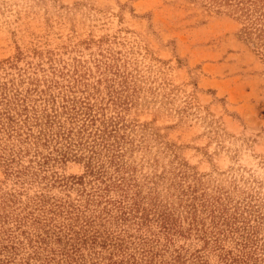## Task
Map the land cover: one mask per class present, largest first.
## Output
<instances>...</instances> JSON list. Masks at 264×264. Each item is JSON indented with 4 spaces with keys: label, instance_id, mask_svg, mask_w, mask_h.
<instances>
[{
    "label": "rangeland",
    "instance_id": "obj_1",
    "mask_svg": "<svg viewBox=\"0 0 264 264\" xmlns=\"http://www.w3.org/2000/svg\"><path fill=\"white\" fill-rule=\"evenodd\" d=\"M238 13L0 0V264H264V62Z\"/></svg>",
    "mask_w": 264,
    "mask_h": 264
},
{
    "label": "trees",
    "instance_id": "obj_2",
    "mask_svg": "<svg viewBox=\"0 0 264 264\" xmlns=\"http://www.w3.org/2000/svg\"><path fill=\"white\" fill-rule=\"evenodd\" d=\"M216 5L229 4L235 7L239 17L244 21L242 36L255 49L256 54L264 62V0H210ZM246 245L253 248L251 256L247 255L245 263L254 258L255 262H264V244H258L251 238L246 239ZM258 249L263 250L258 255ZM252 257V258H250Z\"/></svg>",
    "mask_w": 264,
    "mask_h": 264
}]
</instances>
